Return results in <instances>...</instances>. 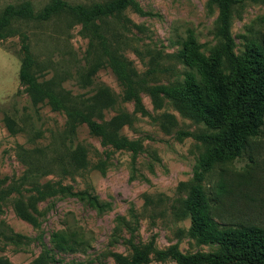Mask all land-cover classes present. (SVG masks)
<instances>
[{
  "label": "rangeland",
  "instance_id": "374dc122",
  "mask_svg": "<svg viewBox=\"0 0 264 264\" xmlns=\"http://www.w3.org/2000/svg\"><path fill=\"white\" fill-rule=\"evenodd\" d=\"M26 1L35 12L50 2L0 0V13L8 4ZM64 1L89 5L107 0ZM135 2L141 12L127 7L107 27L113 33L110 42L136 73L149 71L158 55L162 69L168 72L161 69L151 81L153 85H199L217 103L214 105L229 103V71L219 54L218 8L208 0ZM80 29L60 15L49 22H16L14 30L19 33L0 39V191L19 189L18 181L26 171L19 154L29 151L41 166L39 189L50 186L60 192L35 202L37 226L20 219L13 209L19 195L23 199L36 196L28 191L29 185L0 201V258L9 264H35L38 255L47 251V264H116L114 255L130 258L147 245L155 252L184 255L220 252L219 244L199 241L193 214L184 209L196 185L216 202L213 216L220 225L264 228V132L239 157L201 174L209 150L194 135L226 131L232 121L226 116L213 117L212 126L208 118L195 121L168 100L155 107L144 93L140 94L145 111L141 113L123 98L124 87L106 59H101L90 83L83 85L78 76L86 67L89 43ZM229 33L237 57L247 58L256 49L264 51V0L234 5ZM25 44L41 63L42 70L35 73L38 82L53 80L57 88L81 99L90 98L100 87L107 88L115 104L103 111V120L127 114L129 122L121 127L120 135L138 140L140 150L133 153L103 144L84 123L67 134L62 111L54 110L46 100L32 106L18 78ZM7 119L14 123V133L7 129ZM75 147L84 152L82 168L63 173L57 164L48 165L52 158L57 163L66 150ZM219 184L225 190L221 196L216 194ZM74 192H86L97 204L72 195ZM14 234L21 239L9 240ZM150 258L147 264H179L170 258L160 260L153 252Z\"/></svg>",
  "mask_w": 264,
  "mask_h": 264
},
{
  "label": "trees",
  "instance_id": "16d2710c",
  "mask_svg": "<svg viewBox=\"0 0 264 264\" xmlns=\"http://www.w3.org/2000/svg\"><path fill=\"white\" fill-rule=\"evenodd\" d=\"M243 0H208L218 8L217 34L222 44L219 54L223 57L229 71L228 89L230 102L223 105H214L204 87L192 85L185 87L181 83L167 85H153L151 81L168 69H162L159 56L155 55L152 66L144 74H137L130 61L123 57L118 49L110 42L113 33H109V22L119 18L127 7L141 12L135 0H107L93 2L89 5L70 4L64 0H50L40 11L35 12L31 2L8 4L0 13V39L18 34L14 30L16 22H49L56 16L64 15L74 23L80 25L81 34L88 39L89 47L85 54L86 67L79 73V81L87 86L90 78L106 59L117 81L124 87L123 98L132 101L134 108L144 113L140 94L149 96L155 107H160L163 100L170 101L183 115L195 121L207 119L213 125V117L220 119L228 117L232 126L226 131L217 133H199L194 135L209 150L207 164L201 174L209 172L214 165L225 163L239 157L250 142L258 139L264 132V51L256 49L247 58H239L233 52V39L229 33L231 8ZM13 26V28H12ZM162 69V70H161ZM42 70L38 62L24 45V57L19 70V82L24 85L32 106L46 100L54 110L62 111L66 116L67 134L74 133L79 123H84L89 131L98 136L103 144L116 149H127L133 153L140 150L138 140H129L120 135L121 127L129 122L127 114H118L108 121L103 120V111L115 104V97L107 88L100 87L88 99H81L57 88L53 80L38 82L35 73ZM170 123V122H169ZM7 129L14 133L15 126L6 120ZM33 152L22 151L19 159L26 171L18 181V190H1L0 201L6 199L12 192L21 193V188L29 185L36 196L23 199L21 195L14 199L13 209L22 220L37 226V210L35 202L50 195L60 193L52 187L44 186L39 189L37 176H40V165L35 161ZM49 166L57 164L63 173H71L82 168L85 164L82 148L66 150L57 163L51 159ZM44 166H42V169ZM37 174V175H36ZM202 177V176H201ZM200 177V179H201ZM68 191L67 189H62ZM192 197L185 201L184 209L190 211L194 217L200 242H214L221 247L216 253H195L184 255L178 251H156L151 245L138 248L130 258L114 255L116 264H147L150 262V253H155L158 259L170 258L179 264L229 263V264H264V228L258 225H220L214 219L216 202H211L205 196L200 185L192 187ZM224 187L219 184L216 194L221 196ZM74 196L90 199L97 204L94 197L86 192H74ZM215 204V205H214ZM20 235L9 236V240L18 241ZM48 252H41L35 264H47L50 260ZM0 264H9L6 259L0 258Z\"/></svg>",
  "mask_w": 264,
  "mask_h": 264
}]
</instances>
